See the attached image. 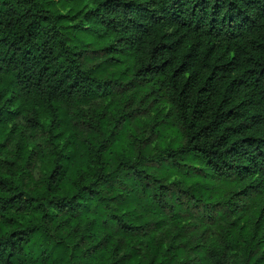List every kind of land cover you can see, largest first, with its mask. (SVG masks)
Masks as SVG:
<instances>
[{"label":"trees","instance_id":"trees-1","mask_svg":"<svg viewBox=\"0 0 264 264\" xmlns=\"http://www.w3.org/2000/svg\"><path fill=\"white\" fill-rule=\"evenodd\" d=\"M67 6L86 24H70ZM89 48L109 56L88 65ZM123 80L169 105L185 141L165 149L167 159L111 145L125 141L128 120L117 134L115 123L78 130L71 107ZM17 115L48 133L36 184L5 170L14 163L3 157L6 124ZM183 160L214 187L232 185L214 206L264 197V0H0V264H187V232H196L166 200ZM169 216L177 223L167 245L151 237L143 255L133 244L122 252L124 239ZM257 219L260 252L248 260L264 264L263 208ZM203 260L227 264L219 246Z\"/></svg>","mask_w":264,"mask_h":264},{"label":"rangeland","instance_id":"rangeland-1","mask_svg":"<svg viewBox=\"0 0 264 264\" xmlns=\"http://www.w3.org/2000/svg\"><path fill=\"white\" fill-rule=\"evenodd\" d=\"M70 10L71 8L68 6L60 9L63 15L70 14V24H86L81 19L80 11ZM90 48V59H85L88 65L104 61L109 56L105 50L92 51ZM122 83L123 85L113 84L108 97H101L82 103L77 107H71V114L75 116L78 130L87 136L94 131L93 129L100 130L92 123H100L101 128L108 131L115 123L114 133L117 134L124 127L125 121L128 120L125 141L115 142L113 136L110 144L121 145V149L128 151L135 159L139 156H149L150 160L167 159L165 149H174L185 141L182 129L172 125L167 116L169 105L162 99H157L145 86L129 80H123ZM6 135L3 157L14 163L12 166L5 163V170L8 173H14L16 177L25 179L28 184H36L45 174L44 165L39 158V150L47 148L48 133L46 129L32 131L27 127L24 116L17 115L14 119L7 121ZM19 151L22 154L30 155L29 158L22 159ZM151 163L156 162L152 161ZM183 163V166L171 171L173 177L169 182H166L168 187L175 184L172 182L175 179L180 180L181 183L171 186L166 200L172 209L182 214L180 220L188 226L187 229L196 232L194 237H191V232H187V236L192 239L183 255V258L188 257L187 264H203V257L206 256L207 250L214 246H219L224 250L227 264H251L248 255L258 256L260 252V248L256 246L257 238L260 236L257 216L260 210L264 209V197L252 199L246 197L243 200L235 199L237 204L228 203L223 206H214L213 201L224 197V191L226 188L232 190V185L220 183L226 188L214 187L217 182L199 170L200 164L191 163L189 165L185 160ZM8 166H11L13 170H10ZM164 171L166 172L165 165L158 169V173L161 172L162 175H164ZM163 177L161 176V178ZM137 207L138 212H141L144 205L141 203ZM175 219L169 216L165 220L159 221L162 224L155 223L144 233L132 238L131 243L124 239L120 243L123 248L122 252L133 244L137 252L143 255L151 237H155L156 240L167 245L172 235L175 234L177 223ZM76 222V219H71L70 225H68L75 231H80L81 223ZM194 246H197L196 250H194Z\"/></svg>","mask_w":264,"mask_h":264}]
</instances>
